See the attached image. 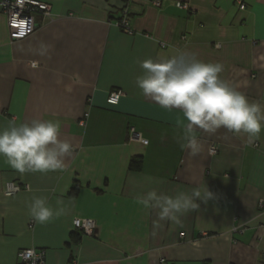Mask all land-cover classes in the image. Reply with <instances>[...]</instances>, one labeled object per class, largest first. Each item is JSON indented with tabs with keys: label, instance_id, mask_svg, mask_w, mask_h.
I'll list each match as a JSON object with an SVG mask.
<instances>
[{
	"label": "crops",
	"instance_id": "crops-1",
	"mask_svg": "<svg viewBox=\"0 0 264 264\" xmlns=\"http://www.w3.org/2000/svg\"><path fill=\"white\" fill-rule=\"evenodd\" d=\"M41 1L54 17L21 40L0 10V131L13 118L59 120L75 152L48 173L21 174L0 157V264H18L24 248L44 250L47 264H264V131L248 144L224 128L197 129L202 148L192 156L181 148L183 113L136 85L140 61L183 50L222 63L221 76L264 105V0H240L244 9L239 0ZM125 11L130 31L118 23ZM42 43L48 55L38 54ZM77 73L85 83L66 92ZM115 89L123 94L110 104ZM137 157L140 169L130 168ZM9 182L21 189L7 195ZM204 185L212 198L180 223L136 202L153 189ZM33 196L54 209L62 200L67 214L36 222ZM78 217L95 220L92 234L74 227Z\"/></svg>",
	"mask_w": 264,
	"mask_h": 264
},
{
	"label": "clouds",
	"instance_id": "clouds-1",
	"mask_svg": "<svg viewBox=\"0 0 264 264\" xmlns=\"http://www.w3.org/2000/svg\"><path fill=\"white\" fill-rule=\"evenodd\" d=\"M50 47L42 43L38 54L48 55ZM32 67L38 68V62H33ZM139 67L143 73L137 77L136 85L142 94L161 108L179 109L183 113L181 148L189 150L192 156L198 155L202 148L197 129L215 134L224 128L235 136H246L248 144L259 139L264 131V105L250 101L238 86L224 79L222 63L205 62L195 53L178 50L158 60L144 59ZM71 80V84L65 85L69 93L74 86L85 83L78 73ZM61 129L59 120L33 118L18 122L13 118L0 131V157L21 174L63 171L75 147L68 140L60 139ZM212 196L206 185L177 191L174 195L153 189L136 202L144 209L155 210L159 221L180 223L182 216L199 207L197 200L206 202ZM67 211L62 200H57L54 209L43 196H33L29 205V214L40 224L66 215Z\"/></svg>",
	"mask_w": 264,
	"mask_h": 264
},
{
	"label": "built area",
	"instance_id": "built-area-1",
	"mask_svg": "<svg viewBox=\"0 0 264 264\" xmlns=\"http://www.w3.org/2000/svg\"><path fill=\"white\" fill-rule=\"evenodd\" d=\"M156 5H160L159 0H155ZM181 5V4H180ZM241 9L245 8L242 1H238ZM183 6L186 7V4ZM0 10L7 16V25L9 35L12 40H21L30 36L39 25L51 20L54 17L52 7L49 3L41 0H0ZM119 25L126 31H130L129 19L127 12H123ZM122 91L112 90L108 96L110 104L118 103L122 96ZM134 136L140 137L135 128H132ZM145 143L146 139H142ZM212 153L217 151L215 145L210 147ZM21 189V186L14 183H7L5 193L7 195L14 194ZM74 227L83 234H92L96 227V222L91 218H75ZM18 264H47L45 251L36 248H24L18 251ZM68 264H80L76 260H72Z\"/></svg>",
	"mask_w": 264,
	"mask_h": 264
},
{
	"label": "trees",
	"instance_id": "trees-1",
	"mask_svg": "<svg viewBox=\"0 0 264 264\" xmlns=\"http://www.w3.org/2000/svg\"><path fill=\"white\" fill-rule=\"evenodd\" d=\"M141 157L133 158L130 163V168L133 169H140L141 167ZM80 232V231H79ZM79 234V233H78Z\"/></svg>",
	"mask_w": 264,
	"mask_h": 264
}]
</instances>
